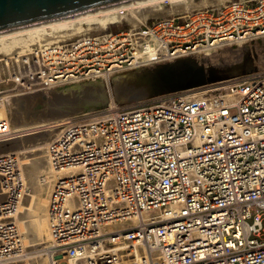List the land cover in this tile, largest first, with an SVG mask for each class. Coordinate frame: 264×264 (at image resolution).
<instances>
[{"label":"built area","instance_id":"built-area-1","mask_svg":"<svg viewBox=\"0 0 264 264\" xmlns=\"http://www.w3.org/2000/svg\"><path fill=\"white\" fill-rule=\"evenodd\" d=\"M55 35L46 29L21 53L0 54V109L21 93L264 40V0ZM223 83L53 123L60 129L45 150L59 174L47 199L48 264H264V71ZM12 136L0 118V264L28 254L16 223L27 185L17 153L1 150Z\"/></svg>","mask_w":264,"mask_h":264},{"label":"bare ground","instance_id":"bare-ground-1","mask_svg":"<svg viewBox=\"0 0 264 264\" xmlns=\"http://www.w3.org/2000/svg\"><path fill=\"white\" fill-rule=\"evenodd\" d=\"M223 1L225 0H201L200 2L197 1L194 3L193 0H122L96 8L87 9L64 17L38 21L23 26L0 30V54L7 53L15 49H18V53H21L23 49L29 48L31 45L41 42L43 40L42 35L46 29L55 31V38L68 39L77 36L86 30L82 26L84 23L89 25L87 30L88 28L89 30H106L109 25L113 23V21L120 22L122 18L127 20V22L130 24L135 25L138 24L139 21H144L149 17H157L169 13L181 12L189 8L202 7L205 5H217ZM164 2H168L170 4L169 9H165L163 6H161V4ZM125 10L127 14H123ZM251 48L252 46H249V50H253ZM209 51L210 50H208V52ZM208 52L205 54L209 55L210 53ZM250 53V60L254 61L253 63L256 64V61L254 60V53L252 51ZM179 65L177 61L176 63L172 64L164 63L161 66L154 68L150 74H148V71L143 69L140 72L133 71L126 76L117 77L114 79L115 81L113 85L115 97L121 100L138 99L143 97V94L145 93L144 89L150 85L151 81H153L156 87L159 89L171 88L177 84H182L179 88L183 89L191 86L196 87L205 85L207 82L223 77H231L238 73L235 70H239L238 68L228 70L230 68L228 67L226 68L227 70L220 71L216 70L215 68H206L205 66H202L200 63H198L197 66H195L197 72L194 77L180 79L179 75H176L177 73L172 74L180 70ZM177 67L179 68L177 69ZM236 67L240 66L237 65ZM102 80L94 79L83 83H77L65 90L56 91L59 94L58 96H54L50 99L41 98L42 100L49 102H52V100L57 101L60 106L56 110V113H48L47 108L42 105L41 99H37L31 108L22 103V100L16 99L10 101V104H8L5 109H0V118L6 116L9 122L10 130L13 133V140L24 130L26 131L27 129L45 126L46 123L42 122H45L51 118V115L53 114L60 116V118L56 120L60 121L71 116H78L88 113L89 111L91 112L95 105H106V103L109 102V95L106 89L107 87ZM56 121L51 123H55ZM54 128L57 130L56 133L60 129L59 126ZM54 135H49V137H46L44 141H39L36 144L31 145L32 151H36L38 154H36V157H31L30 159H28L29 157H26V154L21 158V154H24L27 151H21V149L12 146L10 147L12 142L1 149L3 151H13L17 153L23 179L27 185V192L21 202L20 209L18 210V214L16 216V223L17 225L19 224L18 228L22 235V243L25 251L27 250V247L35 244L37 241H41L42 243L44 235L48 237V223L46 214L47 199L51 190L52 182L59 173L54 171L51 167L46 154L45 145L48 139L50 140ZM14 142L19 145L18 140ZM25 164L28 165V167H25ZM25 170H28L32 174L27 176L28 180L24 173ZM24 233H26L30 238L26 242H24ZM27 257L28 255L23 253L21 258L18 260H14L13 262L6 264H29L23 262L18 263L25 260ZM62 257V254L57 256L59 260H62Z\"/></svg>","mask_w":264,"mask_h":264},{"label":"rangeland","instance_id":"rangeland-1","mask_svg":"<svg viewBox=\"0 0 264 264\" xmlns=\"http://www.w3.org/2000/svg\"><path fill=\"white\" fill-rule=\"evenodd\" d=\"M197 1L200 2L201 0H193L194 3ZM161 6H163L165 9H169L170 4L168 2H166L165 4L162 3ZM123 14H127L126 10L123 12ZM141 22H143V21H141ZM82 26L84 29H86L84 31H87V27L89 25L84 23V24H82ZM130 26H132V24H130L129 22H127V20L122 18L120 20V22L113 21V23L110 24L106 30H111V31L115 32V31H119V30H127ZM88 30H89V28H88ZM97 31H103V30H97ZM249 46L250 47L252 46L251 49H253V50H249ZM260 50H262V51H260ZM263 50H264V40H255V41H251L250 43H248V42H245V43L236 42V43H232V44H224V45L218 46L217 48H214V49L210 50L209 52L208 51L187 52L184 55L179 56L176 59H173V61H171L169 63L172 64V63H176V61H177L178 65L180 64L179 65L180 70L175 72V73H172V74L177 73L176 75H179L180 79L181 78L185 79V78L194 77L196 75V72H197V69H195V66H197L198 63H200L202 66H205L206 68H211V69L215 68L216 70H220V71L227 70L226 68H228V67H230L228 70L235 69V68L239 69V70H235L238 73L231 76V77H223L220 79H216V80L207 82V84H205V85L209 86L208 88H214V87L222 86L224 84L223 82H225L226 80H228L230 78H234V76H237V75L241 74L242 72H245L249 69L264 71V51ZM251 51L254 53V60L256 61V64L253 63L254 61L250 60V58H251L250 52ZM206 52L210 53L209 54L210 56L205 54ZM211 55H212V57H211ZM247 55H250V56H247ZM245 57H247V58H245ZM198 58H199V60H198ZM258 62H259L260 66L258 65ZM162 64H164V63L153 64V65H148V66L134 68V69L122 70V71H119L117 73H114L109 78L106 76L96 78L97 80L103 79L102 81L104 82L105 85L107 83L108 88H106V89H107V93L109 95V102L106 103V105H104V106L94 107L91 110V112H94L98 109L104 108V107L108 106L109 103H112V102L117 100V97H115V93L113 91V85H114V81H115L114 79H116L117 77L126 76V75L132 73L133 71L134 72L135 71L140 72L143 69L148 71V74H150V72L154 68H157V67L161 66ZM165 64H167V63H165ZM237 65L240 67H236ZM179 67H177V69ZM192 68H194V69H192ZM239 72H241V73H239ZM88 81H90V80H88ZM85 82H87V81H85ZM73 85H75V84L74 83L68 84V85H65V86L60 87V88L39 90V91H36L33 93L32 92L31 93H21L18 95H22V96H18L14 99H11L10 101L19 99V100H22V103H24L27 107L31 108L33 103L36 102L37 99H41V98L50 99L54 96H58L59 94L56 91L65 90V89H67ZM177 85H180V84H177ZM144 90H145V93L143 94L144 95L143 97H140L138 99H128V100L126 99L125 102H127V103H139V102L150 101L158 94V92H160V90L165 91L166 89H159L158 87H156L154 82L151 81L150 85L147 88H145ZM51 92H53V93H51ZM66 98H68V97H66ZM41 103L44 107L47 108L48 113H50V114H52V112L56 113V110L60 106V104H58V102L55 100H52V102L51 101L49 102V101H44L41 99ZM53 110H55V111H53ZM49 111H51V112H49ZM91 112L89 111L88 113H91ZM64 116H66V115H64ZM59 118H60V116H57V114H53V115H51V118H49L45 122H42V123H46L45 126L27 129L26 131L24 130L22 133H19V135L11 141L12 144L10 145V147L12 146V147H16L18 149H21V151L22 150L27 151L26 153L21 154V158L25 154L27 155L26 156L27 158L29 157L28 159H30L31 157H36V154H38V153L36 151H32L31 145H34L39 141H44L46 137H49V135L50 136L54 135L57 130H56V128H54L53 123H51V122L56 121ZM17 140H18L19 145L14 142ZM26 147H29V148H26ZM43 153H45V152H43ZM46 160H47V157H46ZM24 166L28 167V165H26V164ZM24 173H25L26 177L31 174L28 170H25ZM36 173H40V172H36ZM27 180H28V177H27ZM28 186H29V184H28ZM24 234H25V235H23L24 239H25L24 242H26L30 238L27 236L26 233H24ZM26 236H27V239H26ZM42 241H43L42 243H41V241H37L38 243L36 242L35 244H32L31 246L27 247L28 257L25 260L18 262V263L23 262V263H29V264H48V256H47L46 251L44 249L48 244V239L45 235H44V238L42 239ZM32 243H34V242H32ZM60 264H66V263L61 262Z\"/></svg>","mask_w":264,"mask_h":264},{"label":"water","instance_id":"water-1","mask_svg":"<svg viewBox=\"0 0 264 264\" xmlns=\"http://www.w3.org/2000/svg\"><path fill=\"white\" fill-rule=\"evenodd\" d=\"M118 1L122 0H0V30L64 17ZM180 85L167 88L158 94L181 89ZM116 101L126 99L117 98ZM96 106L104 105L94 107Z\"/></svg>","mask_w":264,"mask_h":264}]
</instances>
